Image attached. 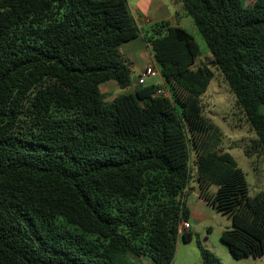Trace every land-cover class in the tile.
I'll list each match as a JSON object with an SVG mask.
<instances>
[{
    "label": "trees",
    "instance_id": "trees-1",
    "mask_svg": "<svg viewBox=\"0 0 264 264\" xmlns=\"http://www.w3.org/2000/svg\"><path fill=\"white\" fill-rule=\"evenodd\" d=\"M172 1L209 52L195 68L193 37L168 22L142 32L127 0H0V264H171L192 238L177 231L190 178L229 219L230 258L264 256V188L247 195L200 102L218 72L255 136L244 155L264 154V0ZM138 36L160 84L105 101L99 85H130L118 48Z\"/></svg>",
    "mask_w": 264,
    "mask_h": 264
},
{
    "label": "rangeland",
    "instance_id": "rangeland-1",
    "mask_svg": "<svg viewBox=\"0 0 264 264\" xmlns=\"http://www.w3.org/2000/svg\"><path fill=\"white\" fill-rule=\"evenodd\" d=\"M240 4L245 7L244 0H240ZM182 15L178 18L179 24L190 35L192 34L191 36L199 50L192 66L195 68L204 63L210 55L190 18L185 14ZM136 72L137 70L132 71L130 69V85H137L138 76ZM156 79V77L143 78V85H148ZM105 85L102 84L101 89ZM200 102L203 116L221 132L219 149L230 154L241 169L247 184V195L252 197L264 188V154L257 149L253 151L250 158H246L244 155V149L250 147L255 136L250 130L242 111L236 108L234 97L228 91L218 72L213 71V77L201 95ZM259 111L264 114V107H261ZM186 188L185 206L193 214V217L189 220L190 229H188L192 233V238L189 242H182L177 238L171 264H200L196 242H199L203 248L213 253L221 264H226L222 257L223 254L232 264H264V256L240 260L230 258L226 246L219 241L220 233L230 227L229 219L225 215L213 211L198 196V188L192 178L189 179ZM214 190L215 188L211 186L208 191L213 193ZM130 259L134 264H152L145 258Z\"/></svg>",
    "mask_w": 264,
    "mask_h": 264
},
{
    "label": "crops",
    "instance_id": "crops-1",
    "mask_svg": "<svg viewBox=\"0 0 264 264\" xmlns=\"http://www.w3.org/2000/svg\"><path fill=\"white\" fill-rule=\"evenodd\" d=\"M251 1L253 0H244L245 7ZM127 5L138 29L142 32L147 30L151 25L161 22H168L170 25H175L182 28L179 24L178 18L183 16L182 14L184 13L182 9H180V5L174 3L172 0H127ZM118 52L120 58L129 65V69H132V71L137 70V76L143 71L145 67H148L150 65L155 67L152 62L151 56L142 41L141 36H138L137 38L129 42L121 44L118 48ZM157 83H159L158 79L150 84ZM103 84L106 85L103 87V89H101L100 87L102 84L99 85V91L104 95L105 101H111L119 94L130 93L134 88L137 87V85L132 84L129 85L126 89L120 90L113 81H108ZM106 95L108 96L106 97ZM192 217L193 214L189 212L188 224L189 220ZM188 229H190V225ZM222 257L226 264H232L231 261H229V259L226 257V255L223 254Z\"/></svg>",
    "mask_w": 264,
    "mask_h": 264
},
{
    "label": "built area",
    "instance_id": "built-area-1",
    "mask_svg": "<svg viewBox=\"0 0 264 264\" xmlns=\"http://www.w3.org/2000/svg\"><path fill=\"white\" fill-rule=\"evenodd\" d=\"M151 77H156L159 80V83L157 84H160V78L158 72L156 68L153 67L152 65L145 67L143 69V71L137 77L136 84L142 85L144 83L143 78H151ZM155 95L167 97V92L163 88H158L155 92ZM188 228H189V224L187 221H180L177 227L178 234L182 231L188 230Z\"/></svg>",
    "mask_w": 264,
    "mask_h": 264
}]
</instances>
